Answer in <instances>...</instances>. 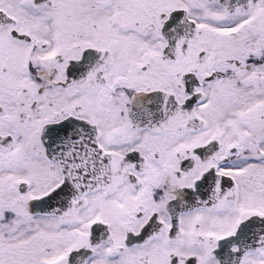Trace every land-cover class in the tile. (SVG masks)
Returning <instances> with one entry per match:
<instances>
[{
  "label": "snow or ice",
  "instance_id": "6c2138e0",
  "mask_svg": "<svg viewBox=\"0 0 264 264\" xmlns=\"http://www.w3.org/2000/svg\"><path fill=\"white\" fill-rule=\"evenodd\" d=\"M0 264H264V0H0Z\"/></svg>",
  "mask_w": 264,
  "mask_h": 264
}]
</instances>
